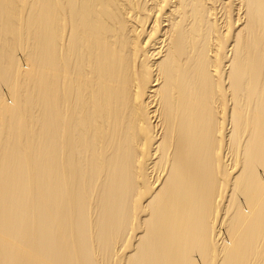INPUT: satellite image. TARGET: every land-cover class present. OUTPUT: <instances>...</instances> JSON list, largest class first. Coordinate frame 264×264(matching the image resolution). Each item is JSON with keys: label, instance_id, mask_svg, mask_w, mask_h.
<instances>
[{"label": "bare ground", "instance_id": "6f19581e", "mask_svg": "<svg viewBox=\"0 0 264 264\" xmlns=\"http://www.w3.org/2000/svg\"><path fill=\"white\" fill-rule=\"evenodd\" d=\"M0 264H264V0H0Z\"/></svg>", "mask_w": 264, "mask_h": 264}]
</instances>
